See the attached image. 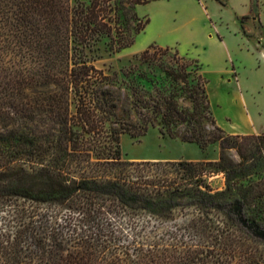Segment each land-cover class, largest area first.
I'll return each mask as SVG.
<instances>
[{
	"label": "trees",
	"instance_id": "1",
	"mask_svg": "<svg viewBox=\"0 0 264 264\" xmlns=\"http://www.w3.org/2000/svg\"><path fill=\"white\" fill-rule=\"evenodd\" d=\"M149 1L0 0V264H264V132L206 134L191 124L196 97L189 112L159 91L135 95L138 121L118 119L87 58L103 38L131 47ZM204 93L209 104L206 79ZM146 110L162 134L186 124L183 140L218 141V159H123L119 135L144 134ZM218 173L222 190L208 181Z\"/></svg>",
	"mask_w": 264,
	"mask_h": 264
},
{
	"label": "rangeland",
	"instance_id": "2",
	"mask_svg": "<svg viewBox=\"0 0 264 264\" xmlns=\"http://www.w3.org/2000/svg\"><path fill=\"white\" fill-rule=\"evenodd\" d=\"M203 1L206 2L205 5L210 13L212 23L231 31L238 30L244 37L237 49H256L257 52L263 49L264 0L254 2V11H249L251 0H216L221 6H213L207 0ZM152 8L153 6H145L143 9L148 13ZM247 13L249 18L240 23V17ZM255 16L257 18H254ZM131 24L134 26L135 22L131 21ZM241 25L244 27L246 35L242 31ZM143 50L138 51L131 46L115 51L108 48L106 38L97 42L93 49L86 50L90 62L109 77L104 86L114 92L115 111L118 119L138 121L139 116L134 106L135 95L141 94L143 98L149 99L159 91L171 95L181 107L189 112L195 109L192 100L196 97L199 102L194 110L197 121L193 120L191 124L202 128L206 134H230L217 124L209 104L206 103L205 78L197 69L196 63H190L192 58L181 54L173 47H168L167 50L165 47H161V50L153 49L151 57L147 61H142L139 55ZM249 58L252 59L251 55ZM245 70L247 77L249 76L254 84L262 88L252 96L250 105L256 112H259V126L264 128V61L259 67H254L252 63L247 62ZM174 73L179 74L180 78L174 77ZM204 105L206 106L204 107ZM146 112L151 116L152 125L148 126L144 134L138 137H132L128 133L119 135V147L123 159H183L191 161L218 159L221 151L218 141L205 148H200L194 142L183 140L181 134L186 129V124L177 127L173 136L162 134L160 132L161 115L151 113L150 110H146ZM108 125L116 126L113 120ZM235 130H243V128L236 127ZM261 132L264 130L259 129L252 133ZM233 134L247 135L251 133L235 132ZM224 152L234 162L241 160L234 148H226ZM208 181L214 190L225 188L223 173L210 175ZM180 214L178 211L177 215ZM167 224L172 225V222H167Z\"/></svg>",
	"mask_w": 264,
	"mask_h": 264
},
{
	"label": "crops",
	"instance_id": "3",
	"mask_svg": "<svg viewBox=\"0 0 264 264\" xmlns=\"http://www.w3.org/2000/svg\"><path fill=\"white\" fill-rule=\"evenodd\" d=\"M208 1L221 6L219 1ZM205 4L203 0H150L138 5L137 13L148 15L149 23L132 46L138 51L151 44L173 47L196 59L206 79L209 105L217 124L230 134L264 130L259 126V112L250 105L252 96L262 88L247 77L245 70L247 62L260 66L264 50L237 49L244 37L238 30L212 23ZM145 6L153 8L147 13ZM235 126L243 130H235Z\"/></svg>",
	"mask_w": 264,
	"mask_h": 264
}]
</instances>
